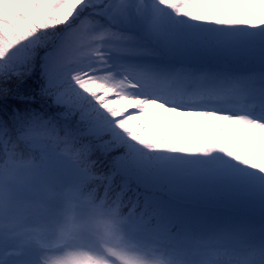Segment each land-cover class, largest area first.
Instances as JSON below:
<instances>
[{"label": "snow or ice", "instance_id": "6c2138e0", "mask_svg": "<svg viewBox=\"0 0 264 264\" xmlns=\"http://www.w3.org/2000/svg\"><path fill=\"white\" fill-rule=\"evenodd\" d=\"M78 19L81 60L60 34L0 65L27 77L0 88V130L31 116L39 166L102 182L179 264H264V0H84ZM207 245L226 258L196 259Z\"/></svg>", "mask_w": 264, "mask_h": 264}, {"label": "rangeland", "instance_id": "374dc122", "mask_svg": "<svg viewBox=\"0 0 264 264\" xmlns=\"http://www.w3.org/2000/svg\"><path fill=\"white\" fill-rule=\"evenodd\" d=\"M34 0H0V16L6 14L7 8L23 9L28 3ZM56 8L60 9L68 18L75 16L76 0H55ZM45 7L51 4L50 0H43ZM91 20L78 21L66 29L65 33L70 39L88 38L90 35ZM0 25L5 26V22L0 18ZM57 41V33L53 29H49L48 33ZM55 41V42H56ZM71 41V40H70ZM15 59H10L0 51V65L11 67L18 64ZM20 62V61H19ZM83 76V73L80 74ZM13 77H18L13 75ZM10 80V79H8ZM9 88L7 81L0 80V88ZM44 143L42 140L36 141V146ZM72 167L78 166L77 161L68 158ZM40 163L28 164H10L4 166L0 170V174L11 180H0V239L6 242L5 253L6 258L10 261L24 260L26 264H179L169 258L170 249L161 245L150 247L149 253L134 254L125 253L124 247H119L118 242L122 239H108L107 243H103L104 233L110 230L111 223L115 220L117 211L87 210L81 207V202H73L67 195H74L76 191L72 189L75 185L78 192L88 188V181L81 180L73 173L68 171H60L61 180L58 185L61 207L69 209L77 207V210L71 214L76 219L74 231H70V238L62 239L60 242H54V239L48 238L46 233L47 226L51 223L55 226L59 225L57 220H51L58 212L64 213L65 209L56 210L54 206L46 202L44 188L47 182L48 171L39 166ZM80 198V196H79ZM80 200V199H79ZM94 206V204H92ZM91 205V206H92ZM86 206H88L86 204ZM90 206V207H91ZM65 210V211H67ZM99 212V216L95 219V228L91 225L93 213ZM110 213V219L106 223L101 221V214ZM95 215L93 217H95ZM106 216V215H105ZM79 220H81L78 225ZM134 226V225H133ZM107 230H103L102 228ZM12 230L17 232L12 233ZM114 231V230H113ZM140 231V230H139ZM15 235L16 237H11ZM118 242H117V241ZM19 241V252L14 250V243ZM145 250L148 244H143ZM23 248V249H22ZM137 250V249H135ZM117 252H121L117 255ZM151 252H154L151 254ZM223 260V259H222Z\"/></svg>", "mask_w": 264, "mask_h": 264}, {"label": "trees", "instance_id": "16d2710c", "mask_svg": "<svg viewBox=\"0 0 264 264\" xmlns=\"http://www.w3.org/2000/svg\"><path fill=\"white\" fill-rule=\"evenodd\" d=\"M47 7L44 6L43 0H34L33 2L28 3L23 9H13L5 8L6 14L0 16V18L5 22V26L0 25V51L8 56V58L17 60V63H20L24 57L27 55L29 50L32 49L33 45L40 43L42 41L48 42L49 45L54 43L56 40L52 38L48 33L49 29H53L57 33V37L60 34L65 33L66 29L71 25L78 23L79 12L84 6V0H76L75 4V16L73 18H68L63 12L56 8L55 0H50ZM70 55L74 60H81L86 52L87 40L88 38L81 36V38H72L70 39ZM20 61V62H19ZM27 77H13L7 80V83L10 85L8 88L10 92L14 91L23 83V79ZM2 88L4 86H1ZM27 93L30 95L33 91L32 87L27 88ZM14 96H10V99ZM43 107V105H42ZM15 111V109H14ZM45 116L44 113L41 114ZM22 119L13 121L9 117V123L5 130H0V170L4 166L10 164H28V163H40L41 153L36 146L37 140H42L44 143H50V141L45 140L47 136V130L37 123L33 122L31 116H25L21 113ZM45 118H47L45 116ZM63 134V129H61ZM75 161H78V157L75 153L70 155ZM58 172H49L47 175V182L44 188L46 195V202L50 205H55V207L60 206L59 200V183L62 173L57 174ZM95 175H103V170L100 168V165L96 166ZM10 179L3 177L0 174V180ZM88 188L78 192V189L75 185L72 186V189H75V193L80 196V198L86 201L87 205L85 208L87 210L97 209L99 212H102L101 209L107 211H117L115 220L111 223L110 230L113 232L115 238L122 239L119 241V247H124L125 253L134 254H144L149 253V249H146L145 252L139 249V244L147 243L154 245L153 240L149 239L142 231H139L138 228L133 226L132 219L127 210V201L122 200L116 194H114L110 189L103 186V183L96 180H87ZM72 199L73 196H70ZM81 200V201H82ZM94 204V206H91ZM2 204L0 203V208ZM91 206V207H90ZM99 212H94L91 220V225L95 228V219L100 215ZM110 213L101 214V221L105 223L109 221L108 215ZM95 215V217H93ZM106 215V216H105ZM252 219L256 222L259 221V215H255ZM107 228V227H106ZM102 228L103 230H107ZM53 228H47L46 233L48 236H55ZM114 230V231H113ZM133 243V244H131ZM131 244V245H130ZM210 248H218L209 245ZM137 249V250H135ZM198 251V255L202 253ZM117 255H120L121 252H117ZM197 255V256H198ZM170 260L178 261L181 257L177 256L174 252L169 255Z\"/></svg>", "mask_w": 264, "mask_h": 264}]
</instances>
